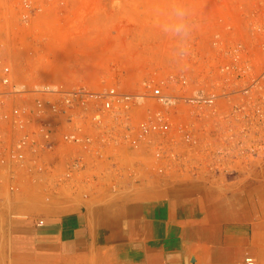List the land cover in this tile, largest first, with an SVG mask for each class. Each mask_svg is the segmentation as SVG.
<instances>
[{
  "label": "built area",
  "instance_id": "built-area-1",
  "mask_svg": "<svg viewBox=\"0 0 264 264\" xmlns=\"http://www.w3.org/2000/svg\"><path fill=\"white\" fill-rule=\"evenodd\" d=\"M24 3L27 20L37 9ZM238 7L239 18L228 25L232 38L215 36L214 58L197 50L193 72L168 71L130 90L43 82L25 57L13 55L11 35L4 36L0 173L12 188L21 187L19 181L27 187H101L96 182L105 162L128 153L150 159L164 173L182 168L206 139L248 142L252 103L264 115V0H238Z\"/></svg>",
  "mask_w": 264,
  "mask_h": 264
},
{
  "label": "rangeland",
  "instance_id": "rangeland-1",
  "mask_svg": "<svg viewBox=\"0 0 264 264\" xmlns=\"http://www.w3.org/2000/svg\"><path fill=\"white\" fill-rule=\"evenodd\" d=\"M24 1L0 0V40L11 35L13 55L25 57L39 80L83 83L94 88L115 84L124 90L183 67L193 72L195 52L200 50L205 58H214L215 36L232 38L229 22L240 15L238 0H185L195 11L197 28L191 56L177 65L169 57L171 40L153 25L154 10L166 7L168 0H27L37 10L22 20L27 10ZM22 21L23 25L16 28L15 24ZM249 120L248 142L206 139L198 152L187 154L180 169L160 173L150 159L134 158L130 153L107 160L96 182L101 187L71 188L66 183L58 188L27 187L22 185L28 183L19 181L21 187L12 188V180L0 173V264L18 261L14 233L20 224L72 206L100 217L99 209H112L119 197L140 199L154 188L171 187L168 184L175 187L194 180L235 196L248 190L256 202L262 199L255 210L258 208L264 216V139L256 135L262 133L264 137V115L257 114L255 103ZM242 149H246L245 154ZM49 178L46 174L43 181ZM109 213L106 210L105 214ZM96 224L106 231H116L117 222L113 220ZM92 246L94 252L79 264H117V243H103L95 237Z\"/></svg>",
  "mask_w": 264,
  "mask_h": 264
},
{
  "label": "crops",
  "instance_id": "crops-1",
  "mask_svg": "<svg viewBox=\"0 0 264 264\" xmlns=\"http://www.w3.org/2000/svg\"><path fill=\"white\" fill-rule=\"evenodd\" d=\"M168 185L140 199L119 197L112 209H99L100 217L72 206L20 224L16 264L82 263L95 237L117 243V264H264V216L255 210L262 199L194 180ZM112 220L114 232L97 227Z\"/></svg>",
  "mask_w": 264,
  "mask_h": 264
},
{
  "label": "clouds",
  "instance_id": "clouds-1",
  "mask_svg": "<svg viewBox=\"0 0 264 264\" xmlns=\"http://www.w3.org/2000/svg\"><path fill=\"white\" fill-rule=\"evenodd\" d=\"M153 25L171 40V61L184 64L191 56V41L197 28L194 9L185 0H168L166 7L154 10Z\"/></svg>",
  "mask_w": 264,
  "mask_h": 264
}]
</instances>
